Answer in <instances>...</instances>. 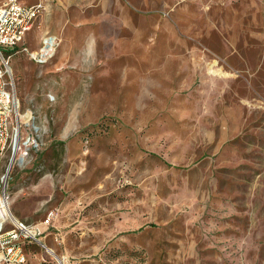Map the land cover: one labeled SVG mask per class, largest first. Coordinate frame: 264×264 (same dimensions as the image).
<instances>
[{
  "label": "rangeland",
  "instance_id": "obj_1",
  "mask_svg": "<svg viewBox=\"0 0 264 264\" xmlns=\"http://www.w3.org/2000/svg\"><path fill=\"white\" fill-rule=\"evenodd\" d=\"M24 1L46 10L2 52L41 146L0 156L15 216L59 197L67 264H264V0Z\"/></svg>",
  "mask_w": 264,
  "mask_h": 264
},
{
  "label": "built area",
  "instance_id": "obj_2",
  "mask_svg": "<svg viewBox=\"0 0 264 264\" xmlns=\"http://www.w3.org/2000/svg\"><path fill=\"white\" fill-rule=\"evenodd\" d=\"M45 10L42 4L28 6L23 0H0V156L11 151V165L19 157L22 161L28 160L30 153L41 145L36 128L33 132H24L31 117L23 120L10 67L11 55H5L2 49L14 51ZM56 46V37L48 36L40 53L31 54V57L38 63H46ZM58 213L59 208L50 209L45 223L50 225ZM18 221L10 197L4 191L0 194V264H29L27 243L49 251L40 229ZM54 258L57 264H67L64 257L55 255Z\"/></svg>",
  "mask_w": 264,
  "mask_h": 264
},
{
  "label": "crops",
  "instance_id": "obj_3",
  "mask_svg": "<svg viewBox=\"0 0 264 264\" xmlns=\"http://www.w3.org/2000/svg\"><path fill=\"white\" fill-rule=\"evenodd\" d=\"M24 4L30 6L29 4H27L24 1ZM59 207V197L57 199V206L56 208ZM67 212V211H65ZM64 212V214H66ZM47 217V215H46ZM18 219V218H17ZM19 220V219H18ZM67 221L64 222H60L59 220V213L57 214L56 218L51 222L50 225H47L45 223V219H41V220H36L34 222H31V226L37 227L38 229H40L43 232V242L45 244V246L47 247V250L43 249V254H47V257L45 255H42L41 257L36 256L37 258V264H54L53 261H51L50 258H48V255L51 256H55L59 258V252L61 255H64L65 250L62 249L61 246H59V242L60 240L62 241L63 239L68 237V234L64 231V227L67 226ZM53 228V229H51ZM54 235V238L51 237ZM54 254V255H53ZM57 264V263H56Z\"/></svg>",
  "mask_w": 264,
  "mask_h": 264
},
{
  "label": "bare ground",
  "instance_id": "obj_4",
  "mask_svg": "<svg viewBox=\"0 0 264 264\" xmlns=\"http://www.w3.org/2000/svg\"><path fill=\"white\" fill-rule=\"evenodd\" d=\"M28 117V116H27ZM27 119V118H26ZM16 220L18 221L17 217L15 216ZM19 222V221H18Z\"/></svg>",
  "mask_w": 264,
  "mask_h": 264
}]
</instances>
